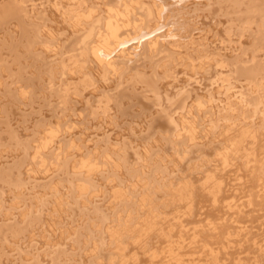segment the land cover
Wrapping results in <instances>:
<instances>
[{"label": "bare ground", "instance_id": "1", "mask_svg": "<svg viewBox=\"0 0 264 264\" xmlns=\"http://www.w3.org/2000/svg\"><path fill=\"white\" fill-rule=\"evenodd\" d=\"M0 30V264H264V0H0Z\"/></svg>", "mask_w": 264, "mask_h": 264}, {"label": "rangeland", "instance_id": "2", "mask_svg": "<svg viewBox=\"0 0 264 264\" xmlns=\"http://www.w3.org/2000/svg\"><path fill=\"white\" fill-rule=\"evenodd\" d=\"M53 1H54V0H50V2H53ZM65 1H66V0H65ZM107 7L109 8L110 6H106V8H107ZM108 8H107V9H108ZM122 12H124V11H122ZM63 13H64V14H63ZM61 14H62V15H65L66 12H65V11H64V12H61ZM110 16H111V15H110ZM112 16H114V15H112ZM128 16H129V15H128ZM87 18H88V17H87ZM129 18H130V16L127 17L126 19H123V20H127V19H128V20L130 21L131 19H129ZM123 20H121V21H123ZM134 20H135V19H134ZM134 20H131L130 23L135 22ZM89 22H92V20L90 19V20L88 21V24L86 25V28H88V25L91 24V23H89ZM123 22H126V21H123ZM127 23H129V22H127ZM130 23H129V24H130ZM44 27H45V28H44ZM44 27H43L44 30H46L47 32L49 31L50 34L53 33V30H52V29H49V30H48V28H50L48 25H44ZM84 30H85V27H84ZM49 32H48V33H49ZM54 32H55V31H54ZM83 32H84V31L82 30V33H81L82 35L84 34ZM120 33H121V32H120ZM120 33H118V36L120 35ZM2 35H3V34H2V31L0 30V38L2 37ZM121 35H122V34H121ZM121 37H122V36H121ZM47 44H48V45H47ZM49 45L51 46L50 43H44V44H43V48L46 50L47 47H49ZM45 46H46V47H45ZM53 48H54V47H53ZM48 52H49V53H50V52L52 53V52H54V51H53V50H48ZM49 53H48V54H49ZM51 53H50V54H51ZM102 59H105V58L103 57ZM111 60H112L111 58H108V59H107V61H109V62H110ZM112 62H113V61H112ZM112 62H110V63L112 64ZM26 65H27L28 67L30 66L28 71H31V70H32L31 72H33L32 74H34V76H36V75L38 74V72L40 71V66H38L39 68L36 67V68L34 69V68H33L34 65H33L32 63L29 62V64H26ZM28 71L25 72V73H29ZM73 71H74V69L71 70V67H69L68 70H67V74H72V73H74ZM91 73L94 74V71H92ZM27 76H28V75H27ZM100 78H101V77H100ZM100 78H99V79L97 78V79L99 80L98 82H100V83L97 82V85H96V86L100 85V86H98V87L103 86V84H101V83H103V78H101V79H100ZM86 81L88 82V79H86ZM105 87H106V85H104V88H105ZM101 88H103V87H101ZM72 99L75 100V98H72ZM50 127H52V125H51ZM96 129H97V128H96ZM90 131H91V130H90ZM83 134H84V133H83ZM83 134H81V135H83ZM89 134H90V133H89ZM83 137L86 138V135H83L81 138H83ZM84 138H83V139H84ZM86 139H87V138H86ZM86 139H85V140H86ZM87 140H89V138H88ZM87 140H86V141H87ZM89 142H90V141H89ZM69 144H70V143H69ZM7 147H8V146H7ZM55 148H56V151H58V152H57V156L62 155V153L60 152V150L63 149V145H58V146H56ZM5 149H6V147H5ZM71 151H72V150L70 149V152H71ZM9 153H10V152H8V151H6V150L3 151L2 154H0V160H1V161H2V160H5V159H6V156H7ZM10 154H11V153H10ZM101 156H102L103 158L105 157L107 160H111V157H110L109 153L106 154L105 156L102 154ZM96 158H97V156H96ZM98 159H99V157H98ZM106 159H105V160H106ZM96 160H97V159H95V161H96ZM107 160H106V162H107ZM42 163H43V162H42ZM82 166H83V165H82ZM92 166H93V165L87 167L86 165H84V167H86V168H84V167H83V168H84L85 171H90L91 169H93ZM88 169H89V170H88ZM13 198H15V197H13ZM28 201H29V200H28ZM52 223H53V222H52ZM11 252H12V254H10V258L13 259V258H15L16 255H17L16 246H14V247L12 248ZM45 258H48V257L45 256Z\"/></svg>", "mask_w": 264, "mask_h": 264}]
</instances>
